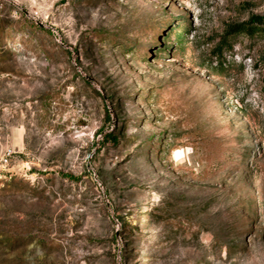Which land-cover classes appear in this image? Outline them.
<instances>
[{"label": "rangeland", "instance_id": "rangeland-1", "mask_svg": "<svg viewBox=\"0 0 264 264\" xmlns=\"http://www.w3.org/2000/svg\"><path fill=\"white\" fill-rule=\"evenodd\" d=\"M251 16L0 0V264H264V32L217 53Z\"/></svg>", "mask_w": 264, "mask_h": 264}, {"label": "trees", "instance_id": "trees-1", "mask_svg": "<svg viewBox=\"0 0 264 264\" xmlns=\"http://www.w3.org/2000/svg\"><path fill=\"white\" fill-rule=\"evenodd\" d=\"M30 28H37L41 30V28L37 27L35 24H30ZM264 32V18L259 16H251L247 22L229 26L224 36L222 37V43L217 48V53L221 54L222 49H224L227 45V40L235 35H245V36H252L256 33ZM106 139L110 140L113 139L112 135L107 136Z\"/></svg>", "mask_w": 264, "mask_h": 264}]
</instances>
